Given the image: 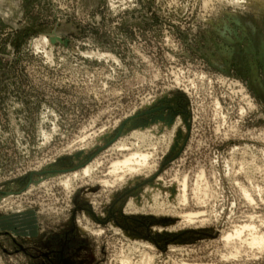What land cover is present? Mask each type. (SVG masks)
Segmentation results:
<instances>
[{
	"label": "rangeland",
	"instance_id": "rangeland-1",
	"mask_svg": "<svg viewBox=\"0 0 264 264\" xmlns=\"http://www.w3.org/2000/svg\"><path fill=\"white\" fill-rule=\"evenodd\" d=\"M252 235L264 0H0V264H264Z\"/></svg>",
	"mask_w": 264,
	"mask_h": 264
},
{
	"label": "bare ground",
	"instance_id": "bare-ground-1",
	"mask_svg": "<svg viewBox=\"0 0 264 264\" xmlns=\"http://www.w3.org/2000/svg\"><path fill=\"white\" fill-rule=\"evenodd\" d=\"M146 159H147V155L146 154H137L136 155V153H131L130 155H128L127 157H124L123 159H121V160H117V161H115L112 165H111V172L113 173V172H116L117 170H120V169H128V170H131L132 171V169H134L135 167H134V163H144L145 161H146ZM139 166V165H138ZM90 168V167H89ZM89 168H85L84 169V171H83V173L84 172H88V169ZM90 170V169H89ZM202 176V175H201ZM67 181H69V180H67ZM66 182V181H65ZM69 183V182H68ZM66 185H67V182L65 183ZM186 188V187H185ZM195 188H197V187H195ZM199 189V188H198ZM198 189H196V191L198 190ZM185 199V198H184ZM199 200V199H198ZM191 214H187V219H190L191 218ZM192 219V218H191ZM245 227H249V225H245V226H243L242 228H245ZM240 234H241V230H239V229H237V230H235L232 234H228L227 236H226V240H230V239H232L233 237H236V238H238V237H240ZM251 241H252V243H254V244H257V245H262V243L264 242V239H263V237L260 235V236H258V235H252L251 236ZM142 258V257H141ZM122 264H130L129 263V261H122Z\"/></svg>",
	"mask_w": 264,
	"mask_h": 264
}]
</instances>
